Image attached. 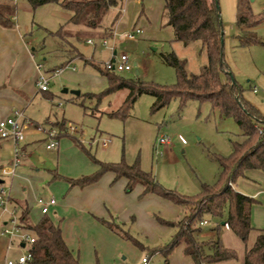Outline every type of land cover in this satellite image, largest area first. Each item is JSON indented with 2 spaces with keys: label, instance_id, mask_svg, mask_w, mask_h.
<instances>
[{
  "label": "rangeland",
  "instance_id": "374dc122",
  "mask_svg": "<svg viewBox=\"0 0 264 264\" xmlns=\"http://www.w3.org/2000/svg\"><path fill=\"white\" fill-rule=\"evenodd\" d=\"M14 2L17 6L15 22L19 23L23 32L27 28V40L32 43L30 48L38 51L35 54L36 63L44 64V75L51 77L48 92L46 94L41 92L33 100L30 110L35 113L39 124L44 127L48 126L45 125L47 119L50 122L57 119L64 120L78 128L73 139L67 137L68 142H72L70 147L74 149L66 154L67 158L59 157L60 161H58V152L46 150L48 141L43 140V136L40 138L41 141L38 143L35 156L39 155L47 160L46 164L39 166V161L35 157L36 165L42 167V169H34V172L42 176L44 181L40 184V190L47 191L49 189L58 163L60 168L66 172L67 178L78 179L83 175L87 176L85 171H82L84 166L87 167L86 162L90 166L96 165L94 159L113 164L125 161L132 165L138 162L140 168L145 172L152 173L162 187L185 196L196 195L202 184L212 185L216 182L221 168L213 155L230 156L232 142H241L243 139L239 136V129L231 119H221L219 113L214 111L208 102L199 103L196 100H190L185 107L180 109L179 101L173 99L166 107L154 111V97L146 93L138 97L130 115L125 119L110 118L107 113L122 105L129 90L123 89L111 95H101L108 87V81L97 68L104 70V63L111 57V51L100 45L104 40L98 37L93 38L97 44L96 49L86 42L90 36L81 41L74 40L73 44L91 63H85L82 60L76 61L73 63V66L76 67L75 72L69 69L65 70L62 75L54 77L50 75L49 71L55 65L47 52L55 50L57 46L54 38L46 36V30L55 32L63 26L66 30L75 28L74 25L67 23V18H65L67 14L71 13L56 4H47L33 9L26 0H14ZM218 2L223 8L224 52L226 60L231 63L232 78L242 86L246 96L254 98L264 108V19L259 24L249 27V31L263 43L243 46L236 39L239 34L236 23H227L232 15L230 10L232 8L235 10L236 0H218ZM250 7L255 16L264 18V0H250ZM136 10H139L138 17L145 13L143 7L142 9L137 7ZM114 14V10H110L106 16V22L110 23ZM132 15V12L129 13L125 20L128 21ZM143 20V18L135 20L144 30L141 37L135 42L121 39V44H117V53H128L133 64L131 71L115 72L117 75L147 84L173 86L177 82L176 72L162 59L163 53H174L185 63L187 74H200L202 68L208 64L207 52L201 42H194L186 46L181 42L174 41L172 30L164 29L162 26L158 30L159 34L149 35L147 27L142 24ZM106 40L112 45V38ZM43 44L45 48L42 49ZM221 79L223 82L228 81V77L224 74L221 75ZM255 85L261 87V93L256 96L251 93ZM64 89H67L68 92L64 93ZM71 91H79L80 94L75 95ZM88 94L93 96L89 97ZM160 137H167L171 142L169 156H163L155 150ZM75 139L80 143V146ZM159 150L163 151L164 148H159ZM81 161L85 164L80 163ZM81 165H84L83 168L80 167ZM68 172L69 174H67ZM239 180L238 178L235 183H238ZM156 203L159 205L149 204L146 207L143 203L141 215L139 212H134L135 214L130 215L128 220H122L113 211H108L115 220L114 222L120 225V229L131 235L137 242L149 246L162 242L160 245H163L170 239L172 231L167 237L160 238V241H152L151 237H155L158 233L156 231L161 229L156 218L175 220L180 218L183 213L180 207L166 201L160 200ZM101 219H97L98 223L110 231L108 226L101 222ZM104 220L111 221L112 218L108 217ZM124 233H114L124 242L118 248L120 254H118L117 260L123 261V264H134L131 257L140 258L141 261L143 250L132 240L127 239ZM90 236L91 239L94 238L93 232ZM214 238L215 236H212L205 228L199 237L204 242H209ZM255 238L256 235L253 233L249 240L243 243L232 232L222 229L221 239L224 246L233 249L238 254V260L232 261L230 264H243L245 250L253 245ZM92 243L93 241L90 242V247L87 248L84 256H90L89 251H91L95 259V257H99V253H96L98 250L94 249L95 246H92ZM154 245L150 248H155ZM81 251H76V255L81 254ZM20 252H24V250H19V248L14 250L12 257L17 258ZM88 259L92 261V259L86 258V260ZM4 262L5 257L0 254V264H4ZM94 263L96 262L94 261ZM150 264H164V257L161 254L155 255Z\"/></svg>",
  "mask_w": 264,
  "mask_h": 264
},
{
  "label": "trees",
  "instance_id": "16d2710c",
  "mask_svg": "<svg viewBox=\"0 0 264 264\" xmlns=\"http://www.w3.org/2000/svg\"><path fill=\"white\" fill-rule=\"evenodd\" d=\"M33 9L43 5L56 4L63 10L71 13L69 24L87 29H99L103 26L106 16L113 8H117L123 0H26ZM165 6L162 14V28H170L173 40L189 45L201 42L206 49L208 64L202 68L198 75H189L185 70V63L174 53L161 55L162 59L175 69L177 82L173 86H160L144 82L125 79L115 72L97 68L108 81V87L101 94L111 95L123 89L129 93L122 105L114 111L107 113L110 118L125 119L129 116L138 97L149 94L154 97L153 110L166 107L171 100L179 101L180 109L190 100L199 103L208 102L214 111L219 113L221 119H231L239 129L242 142H232V153L228 157L213 155L219 163L221 171L214 184H202L200 191L194 196L178 194L174 190L162 187L150 172L140 168L138 162L132 165L125 161L120 163H104L94 159L99 169L93 174L70 179L60 176L56 172L54 179L63 180L71 187H86L98 182L106 173H113L115 179L127 180L126 192L133 191L136 185L143 186L140 197L148 194L172 202L180 207L183 215L177 220H165L157 217L160 225L174 230L169 242L150 249L152 253H161L168 264V258L174 249L183 245V254L190 257L193 264H223L238 260L236 251L226 248L221 239L222 229L228 226L229 230L243 243L249 240L250 234L256 230L251 224V208L256 203L252 197L243 195L233 189L238 178L244 177L248 170L264 171V116L244 97V89L233 78L224 52V32L217 10L216 0H164ZM237 1L238 27L236 39L243 46L262 44L249 27L259 24L264 18L255 16L250 7V0ZM17 6L14 0H0V26L4 29L16 28ZM117 13L113 24L118 20ZM48 36L58 39L60 46L53 52H61L62 63L57 64L51 71L62 69L74 58H82L75 46L69 41L71 34L64 27L56 32H49ZM77 39L81 36L77 34ZM228 77L223 82L221 75ZM89 97L93 95L88 94ZM100 99V98H99ZM56 140L70 137L67 123L57 122ZM76 143H80L75 139ZM21 208V219L26 231L35 239L31 246L32 259L27 264H80L78 258L66 245L61 228L53 223L48 214L33 224L29 218L27 204L18 202ZM101 219L114 233H124L120 225ZM203 220L215 223L216 227L208 231H215V238L209 242L199 239L205 227L199 224ZM113 224V225H112ZM207 229V228H205ZM139 248L143 246L131 235L124 233ZM243 264H264V230H258L253 245L246 248Z\"/></svg>",
  "mask_w": 264,
  "mask_h": 264
},
{
  "label": "crops",
  "instance_id": "0c3cea01",
  "mask_svg": "<svg viewBox=\"0 0 264 264\" xmlns=\"http://www.w3.org/2000/svg\"><path fill=\"white\" fill-rule=\"evenodd\" d=\"M218 3L220 6L222 25L224 26V18H222L223 8L221 7V3ZM235 5V10L234 8H232V5L230 6L232 8V10H230L232 15L231 18L227 21L228 24L230 22L231 24L236 23L237 1ZM164 6V0H123L119 7L111 9L114 10L115 14L113 15L112 21H110V23L106 22L105 20L101 28L94 30L75 26V28H73L72 30H68L71 34L69 41L73 44L74 40L81 41L90 36V39L87 38L86 42L94 46V48L96 49L97 44L93 41V38L98 37L103 40L112 38V44H115V53L118 54L117 44H121V39H126L123 37L124 34L135 29L141 30V33L137 35L134 40H130L131 42H135V40L143 35L144 30L142 29L141 25H138V22H135V20H140L141 18L144 19L142 21V24L147 27V33L149 35L160 33H158V30L161 29ZM137 7L139 9H142L143 7L145 12L144 15L141 14V16H137L139 14V10H136ZM224 7L227 8L228 6ZM131 12L133 15L130 16V19L128 21H126L125 17H127L129 13L131 14ZM117 13L120 14V17L115 22V24H113V20ZM65 18H67L68 23V20L71 18V14H67ZM244 28L245 27H237L238 30ZM25 30L26 31L24 32L21 30L19 23L16 24V28L14 29H4L0 26V120L13 116L17 111H22L24 115L30 120L32 126L37 127L41 124H39L40 122L36 118V115H34L35 113H32V110L30 109L33 100L36 99L41 92L44 94L48 92L41 91L37 87L39 76L41 74L45 76L43 73L45 65L42 64V71H39L37 69L38 64L36 63L35 54L38 51L30 48L32 43L27 40V28ZM77 34L81 36V39L76 38ZM167 35L169 36V34ZM46 36L50 37L48 36V30H46ZM54 40L57 46L56 48L54 47L56 50L60 46V44L58 39L54 38ZM89 40H91L92 43H89ZM100 45L103 48L105 47L103 45V41ZM73 46L75 45L73 44ZM41 48H45V45ZM75 48L80 53L76 46ZM53 51H49L47 52V54L49 55V57L51 56L50 58L53 61V64L56 66L57 64L62 63L63 60H60V57H62L63 54L61 52L53 53ZM112 53L113 52H111V55ZM82 56V58H74L68 65H66L62 69L51 71V68L49 71L50 75L58 77L65 73V70L69 69L75 72L76 67L73 66V63L79 60H82L85 63H91V61L87 59L83 54ZM226 62H228L227 64L231 69V63L228 60H226ZM46 78L49 79V81L51 79V77ZM261 84H263V82H261ZM254 88H258L259 91L255 93ZM251 93H253L252 95L254 96L259 95L261 93L260 85H255L252 88ZM244 97L260 112L262 116H264V108L262 105L255 101L254 98L246 96L245 92ZM57 122L66 123L64 120L56 119L55 121L50 122L49 119H47V124L45 125H48L47 128H52L56 130V132H58V127L55 126ZM75 134L76 133L71 134V136L73 135L74 137ZM42 136L44 137L43 140L48 141L46 144V150H56L58 152V161H60V158H62L63 156L67 158L66 154H69L70 152H72V149H74L73 147H70V143L72 142H68L67 137H62L58 141L57 147L48 149V135L31 130L28 133L26 139L19 146V165L15 167L13 173L5 175L2 174V169H11L14 166L16 145L12 140L0 139V187H3L7 192V196L9 199V209H16L21 216V207L18 206V202H20L21 204L26 203L29 207V218L31 222L33 224H37L44 216L39 201H49L51 199H55L56 204L50 206L48 216L51 218L54 224L60 226L62 237L66 245L72 251L74 256L78 257L80 264H123V261L120 262L119 260H117V256L118 254H120L118 248H120V246L124 244V242H122L123 240L115 235L113 231H109L108 229L100 225L97 219H108V217L110 218L108 210H111L116 214L118 218L121 217L122 220H128L130 215L133 216L135 214L134 212H139V214L141 215L140 212L143 211L141 208L143 203L145 204V207L149 204L159 205L156 202H159L160 200L166 201L171 204L173 203L157 196L156 194H148L144 197H140L144 190L143 186L141 185H136L133 191L127 193L125 190L127 180L124 178L116 180L115 175L110 172L104 174V176H102V178L98 182L83 188L71 187L68 182L54 179L55 173H53V180H51L52 182L49 186V189L47 191L40 190V184L44 181L42 176L34 172V169H42V167L39 166H41V164L47 163L45 157L39 155L35 156L38 143H40V138ZM161 152V155L169 156L171 152L170 146L164 148V150ZM35 157H37L39 161V166H37L35 163ZM80 163L85 164L82 161ZM85 165H87V167L84 165L80 166L82 168L84 166V169H82V171H85V175L93 174L99 169L98 165L90 166L88 162H86ZM56 173L67 178V176L65 175L66 172H64L60 168L59 163ZM67 174H69V172ZM239 179L240 180L238 181V183L233 184V189L243 195L252 197L256 200V203L251 208V224L252 227L256 230H254L251 234L255 233V235L257 236L258 230H264V171L248 170L245 172L244 177H241ZM8 220L9 214L4 213L0 206V229L8 224ZM160 226V231H156L158 232L157 235L155 237H151L152 241H160L162 238L167 237L168 234H170L172 231L170 237L171 239L174 235V230L170 229L169 227H165L162 225ZM215 227L216 224L210 222V226H207L205 228H207L208 230L209 228L214 229ZM223 230L231 232L228 227H224ZM25 232L29 234L26 229ZM91 232H93V239H91L90 236ZM208 232H210L212 236H215V231ZM170 239L166 242H169ZM92 241V246H95L94 249L98 250L96 253H99V257L97 256L95 257V259L93 258V254H91V251H89L90 256H84L85 252L88 250L87 248L90 247V242ZM139 243L143 246V249H141L143 250V255L141 258L148 257L151 262L153 256L161 254L152 253L150 251V247L154 244L149 246L146 244L144 245L142 242ZM149 243L152 244L150 241ZM161 243L162 242L155 244L154 246H158ZM23 245L24 244L19 242L18 240L10 241V239L6 236H0V254L4 255L5 257L4 264H6V260L8 259H17L12 257L13 251L18 248L19 250L25 251V245ZM80 248L82 251L80 250ZM76 251H81V254L79 253V255H76ZM21 253L23 252H20V254ZM84 257L90 258L92 259V261L89 259L86 260V258L84 259ZM131 260L134 264L140 263V258L134 259V257H131ZM94 261L96 263H94ZM180 262H182V264H193L191 258L183 254V245L176 247L168 258V264H179ZM230 263L232 262H226L223 264ZM164 264H166L165 258Z\"/></svg>",
  "mask_w": 264,
  "mask_h": 264
},
{
  "label": "built area",
  "instance_id": "2783aa9c",
  "mask_svg": "<svg viewBox=\"0 0 264 264\" xmlns=\"http://www.w3.org/2000/svg\"><path fill=\"white\" fill-rule=\"evenodd\" d=\"M141 33L140 29H135L123 35L124 38L128 40H134L137 35ZM89 43H92L89 40ZM103 45L111 50L112 55L111 58L104 63V70L109 72H117L123 73L127 71H131L133 69V64L128 53H120L116 54L115 44L110 45L107 40L103 41ZM37 69L42 71L43 65L38 64ZM38 87L41 91H48L49 79H47L42 74L39 76L37 81ZM258 88H254V92L257 93ZM67 131L70 134H74L78 132L77 126L73 124H68L66 126ZM33 130L38 133H44L49 137V144L47 145L48 149H53L57 147L58 140L54 137L57 134L56 130L52 128H47L42 125L37 127L32 126L30 120L24 115L22 111H17L13 116H10L5 119L0 120V139H9L14 142L16 145V154L14 158V166L9 168H3L2 174H11L14 172L15 167H17L20 163V144L26 139L28 133ZM171 145L170 140L167 137H160L157 140L155 150L161 154L162 152L159 148H166ZM160 151V152H159ZM41 206V210L43 214L49 213L50 206L56 204L55 199H51L49 201H39ZM9 199L7 196V192L3 187H0V206L4 213L9 214L8 224L0 229V236H6L10 239V241L18 240L19 242L25 245V251L21 253L17 259H8L6 260V264H27L32 259L31 246L35 242V239L25 232V224L19 215V212L15 210H10L9 207ZM201 227L210 226V222L208 220H203L199 224ZM228 227V226H226ZM139 264H150V260L148 257L142 258Z\"/></svg>",
  "mask_w": 264,
  "mask_h": 264
},
{
  "label": "water",
  "instance_id": "95a60500",
  "mask_svg": "<svg viewBox=\"0 0 264 264\" xmlns=\"http://www.w3.org/2000/svg\"><path fill=\"white\" fill-rule=\"evenodd\" d=\"M216 2H217V3H216L217 10L220 11V6H219V3H218V0H216ZM63 92H64V93H67L68 90H67V89H64ZM71 93H72V94H75V95H79V94H80L79 91H71ZM0 183H1V181H0ZM23 246H24V245H23Z\"/></svg>",
  "mask_w": 264,
  "mask_h": 264
}]
</instances>
